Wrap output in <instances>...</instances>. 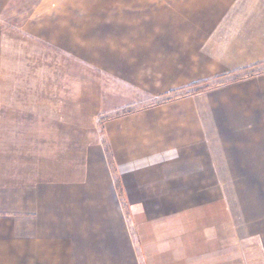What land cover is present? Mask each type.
<instances>
[{"label":"crops","instance_id":"obj_1","mask_svg":"<svg viewBox=\"0 0 264 264\" xmlns=\"http://www.w3.org/2000/svg\"><path fill=\"white\" fill-rule=\"evenodd\" d=\"M132 2L128 44L98 65L136 94L195 90L91 141L57 136L55 102L9 110L0 32V264H264V0Z\"/></svg>","mask_w":264,"mask_h":264},{"label":"rangeland","instance_id":"obj_2","mask_svg":"<svg viewBox=\"0 0 264 264\" xmlns=\"http://www.w3.org/2000/svg\"><path fill=\"white\" fill-rule=\"evenodd\" d=\"M136 6L138 3L132 0H14L0 16V32L5 36L3 94L10 103L9 110H15L14 105L21 107L31 103L22 101L28 95L40 99L41 108H53L55 102L56 109L69 110V116L58 118L57 124L64 127L65 132L57 136L65 134V139H73L79 135V129L88 127L91 141L101 133L109 117L195 90L190 88L162 96L136 94V90L123 85L117 76L98 65L112 60L114 45L128 44L130 18L143 12ZM55 14L57 19L65 14L69 19L50 20ZM59 23L66 24L65 35ZM33 27L42 30L38 36L25 31ZM49 28H55L56 34ZM221 81L224 79L199 87H210ZM80 112L82 122L85 123L84 118L88 120L87 125H80V118L76 117ZM25 160V169H32V155Z\"/></svg>","mask_w":264,"mask_h":264}]
</instances>
